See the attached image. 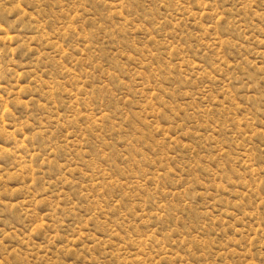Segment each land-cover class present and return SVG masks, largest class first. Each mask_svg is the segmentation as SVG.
<instances>
[{
  "label": "rangeland",
  "instance_id": "374dc122",
  "mask_svg": "<svg viewBox=\"0 0 264 264\" xmlns=\"http://www.w3.org/2000/svg\"><path fill=\"white\" fill-rule=\"evenodd\" d=\"M0 264H264V0H0Z\"/></svg>",
  "mask_w": 264,
  "mask_h": 264
}]
</instances>
